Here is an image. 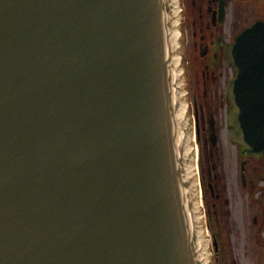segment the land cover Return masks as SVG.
<instances>
[{
  "label": "water",
  "instance_id": "obj_1",
  "mask_svg": "<svg viewBox=\"0 0 264 264\" xmlns=\"http://www.w3.org/2000/svg\"><path fill=\"white\" fill-rule=\"evenodd\" d=\"M177 0H0V264H207ZM228 132L264 153V21L227 48Z\"/></svg>",
  "mask_w": 264,
  "mask_h": 264
},
{
  "label": "flooded vegetation",
  "instance_id": "obj_2",
  "mask_svg": "<svg viewBox=\"0 0 264 264\" xmlns=\"http://www.w3.org/2000/svg\"><path fill=\"white\" fill-rule=\"evenodd\" d=\"M176 11L207 264H264V153H243L227 125V48L264 21V0H177Z\"/></svg>",
  "mask_w": 264,
  "mask_h": 264
},
{
  "label": "rangeland",
  "instance_id": "obj_3",
  "mask_svg": "<svg viewBox=\"0 0 264 264\" xmlns=\"http://www.w3.org/2000/svg\"><path fill=\"white\" fill-rule=\"evenodd\" d=\"M255 1H258V0H255ZM260 1H262V0H260ZM228 143V142H227Z\"/></svg>",
  "mask_w": 264,
  "mask_h": 264
}]
</instances>
